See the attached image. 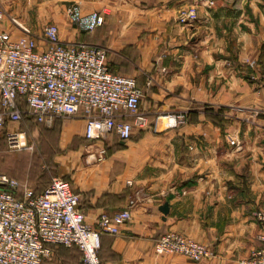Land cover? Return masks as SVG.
Segmentation results:
<instances>
[{"label":"crops","instance_id":"obj_1","mask_svg":"<svg viewBox=\"0 0 264 264\" xmlns=\"http://www.w3.org/2000/svg\"><path fill=\"white\" fill-rule=\"evenodd\" d=\"M50 1L61 41L118 51L145 74L142 83L147 74L153 78L140 101L148 126H134L128 139L111 133L96 142L85 138L83 116L47 124L25 115L5 127L58 123L59 145L72 148L65 177L90 224L103 212L130 209L117 234L102 236L103 260L240 264L261 245L252 210L264 205V0ZM10 2L0 3L8 10ZM75 2L79 11L69 14ZM186 8L195 17L182 24L177 17ZM97 15L104 16L102 25L84 32ZM9 16L0 30L16 35ZM173 112L185 120L171 124ZM35 183L29 185L44 186ZM165 202L167 214L160 209ZM166 231L208 245L213 256L158 254L155 241Z\"/></svg>","mask_w":264,"mask_h":264},{"label":"built area","instance_id":"obj_2","mask_svg":"<svg viewBox=\"0 0 264 264\" xmlns=\"http://www.w3.org/2000/svg\"><path fill=\"white\" fill-rule=\"evenodd\" d=\"M6 17L0 9V20ZM194 17L189 11L180 20L190 22ZM10 19L20 33L0 30V128L19 122L24 115L47 124L56 117L83 116L84 136L96 142L111 133L128 139L134 126H148V116L140 109L143 89L135 76L110 68L105 49L82 41H61L56 23L37 35ZM95 19L90 28L103 22L102 15ZM167 118L178 125L185 115L173 112ZM6 134L13 147L24 145V130L8 129ZM104 153L100 150L99 159ZM252 212L261 226V245L240 264H264V205ZM130 216L129 208L103 212L92 225L67 179L54 176L42 191L35 192L27 183L0 173V264H42L58 245L78 248L83 264H128L105 261L99 250L102 234H117ZM155 250L196 261L214 254L208 245L175 231L159 235Z\"/></svg>","mask_w":264,"mask_h":264},{"label":"rangeland","instance_id":"obj_3","mask_svg":"<svg viewBox=\"0 0 264 264\" xmlns=\"http://www.w3.org/2000/svg\"><path fill=\"white\" fill-rule=\"evenodd\" d=\"M11 1L12 2L8 4V8H7L8 10H6L5 8H3L1 4L2 0H0L1 2L0 9L5 10L8 16L9 14H11L12 16L9 17H13L20 24L25 25L31 31H34V33L37 35H43V30L46 25L50 23L57 24L58 22L56 21V16H55L57 9L55 7V2L53 1L50 0H11ZM209 4L210 5L213 4V1L210 0ZM79 5L80 4L76 2L70 5L68 7L69 14L78 13L80 8ZM190 9L191 8L182 9L179 12L177 20L180 23L182 24L188 23V22L185 23L181 22L180 15L191 11ZM74 19L75 18L73 17L72 20ZM77 20H79V18H77ZM103 21H104V16H103ZM93 23H91L90 26H93ZM102 23L100 25L94 26V28H90V26H88V28L84 32L87 33L93 32V30L101 26ZM120 23H123V18L120 19ZM99 46L105 49L107 61L109 62V64L111 65L114 71L122 74L132 75L137 77V79H139L140 87L143 89V93L146 87L147 88L152 87L155 84L153 78L148 74L146 75L147 77L146 80L143 82L144 83L143 84L142 81L145 79V74L139 72L133 66L131 61H129L126 57L121 55L120 52L113 51L102 45ZM175 113L177 114L178 112ZM28 127L29 128L27 129L26 126L21 127L19 123V124H9L5 128H0V173L11 174L15 176V178L23 182H26L28 185L30 183L34 184V182L43 185L47 183L48 180H50L54 176H61L64 178L66 176L65 163L72 154L71 151L72 148L70 146L61 147L59 145L61 138H60L58 123L55 121L53 125L51 124L48 127H45L44 125H38V126L31 125ZM7 129H11V130L25 129L24 130L25 136L24 138H22V140H24L25 142L24 145H22L20 148L13 147L6 134ZM158 254H168V253H158ZM42 264H83V263L80 262V253L78 250L56 247L53 254L48 258H46Z\"/></svg>","mask_w":264,"mask_h":264},{"label":"trees","instance_id":"obj_4","mask_svg":"<svg viewBox=\"0 0 264 264\" xmlns=\"http://www.w3.org/2000/svg\"><path fill=\"white\" fill-rule=\"evenodd\" d=\"M110 65V64H109ZM110 68L112 69V67H111V65H110ZM140 86V85H139ZM29 119V117H27V116H23V118L20 120V122L23 120V119ZM32 118V117H31ZM34 119V118H33ZM35 120V119H34ZM37 123H42V122H39V121H37V120H35ZM5 128V127H4ZM87 139V138H86ZM8 174V173H7ZM8 175H10V176H12V177H15V176H13V175H11V174H8ZM65 179H66V177H64ZM52 179V178H51ZM51 179L50 180H48V182L47 183H45L44 184V186L42 187V188H40V189H34V187H32L31 185H29L35 192H40V191H42L49 183H50V181H51ZM19 180V179H18ZM21 181V180H20ZM21 182H23V181H21ZM24 183H26V182H24ZM104 234H107V233H103L102 234V236L104 235ZM102 236H101V244H102ZM56 247H63V248H67V249H76V250H78L79 251V249L78 248H76V247H66V246H63V245H58V246H55L54 247V250H55V248ZM101 248V247H100ZM100 251V250H99ZM79 253H80V262L82 263V261H81V252L79 251Z\"/></svg>","mask_w":264,"mask_h":264},{"label":"water","instance_id":"obj_5","mask_svg":"<svg viewBox=\"0 0 264 264\" xmlns=\"http://www.w3.org/2000/svg\"><path fill=\"white\" fill-rule=\"evenodd\" d=\"M160 209L161 211L164 213V214H167L168 211H169V203L168 202H165L164 204H162L160 206Z\"/></svg>","mask_w":264,"mask_h":264}]
</instances>
